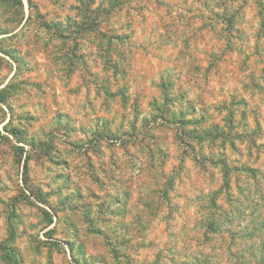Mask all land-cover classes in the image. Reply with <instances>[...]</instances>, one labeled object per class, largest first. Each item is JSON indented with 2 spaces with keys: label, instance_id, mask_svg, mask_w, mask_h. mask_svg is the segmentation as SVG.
<instances>
[{
  "label": "rangeland",
  "instance_id": "374dc122",
  "mask_svg": "<svg viewBox=\"0 0 264 264\" xmlns=\"http://www.w3.org/2000/svg\"><path fill=\"white\" fill-rule=\"evenodd\" d=\"M96 2L28 0L24 13L23 0H0V34L26 14L49 43L61 42L43 78L19 85L9 80L11 63L17 75L34 71L30 53L0 43V264H264V0H256L260 29L251 35L227 8L205 20L195 6L211 11L226 0ZM122 13L132 18L121 23ZM213 19L227 24L223 43ZM201 71L204 99L188 75ZM21 86L47 99L13 96ZM81 94L91 116L73 114ZM149 94L155 110L145 115L139 100ZM36 103L55 111L60 145L15 123L37 121ZM133 103L129 124L120 109ZM77 131L91 132L87 150L70 138ZM130 143L141 154H131L130 167L115 165L125 175L102 179L92 158L128 156ZM157 165L170 170L159 174L162 187Z\"/></svg>",
  "mask_w": 264,
  "mask_h": 264
},
{
  "label": "clouds",
  "instance_id": "9594fccd",
  "mask_svg": "<svg viewBox=\"0 0 264 264\" xmlns=\"http://www.w3.org/2000/svg\"><path fill=\"white\" fill-rule=\"evenodd\" d=\"M37 3H44L45 0H36ZM100 0H97L96 4H94L92 7L95 8L99 5ZM189 3H193V0H189ZM197 8H200L203 12L204 19L206 20L209 15H214V13H221L222 17L225 12V8L228 9L229 14L235 13L236 14V27L237 28H244L245 31L251 35L256 33L260 29L259 25V9L257 7L256 0H226V3H223L221 6H217L216 3L211 4V11L209 9H204L202 4L195 5ZM28 0H23V12L27 13L28 11ZM48 8L41 7V11H48ZM186 19L184 23H187V14ZM132 16L134 17L135 14L133 13ZM176 16V12H173V17ZM78 20L81 19V17H76ZM132 17H126L123 13L120 15L119 19L121 23H125L127 19H131ZM4 21L7 20V15L3 18ZM196 23H199L197 21ZM212 23L216 25L215 31L216 34L221 38V43L224 42L225 39L230 38L229 33L227 31H223V29L227 28V24L223 22V19L217 21L213 19ZM5 27H11L13 30L9 31L7 34H0V43H3L4 45L8 46H14L16 48L21 49L20 55L25 56L26 53H30V55L26 56V59L30 62L31 66L34 68V71L28 72L24 71L21 75H17V66L15 63H11V73L9 74V80H12V77L15 76L16 79L13 81L15 84L19 85V82L24 79H30L33 81H36L38 79L43 78V73L45 68H47L50 65L51 57L56 54V48L57 46L61 45L60 41L53 40L51 43H49V34L46 33L40 26L39 21L36 20L35 16H33V19L31 22L28 21V17L25 14L23 17V21L19 23V26L8 25L7 23L4 24ZM211 30V29H210ZM192 31H195V23L193 24ZM65 44V50H67V47H70V41L64 42ZM260 44H261V53H264V35L260 38ZM47 45V47H46ZM126 47V45H125ZM247 51V49H246ZM4 54L0 52V56H3ZM7 60L8 58L5 57ZM115 59V57H113ZM261 67H264V65H261ZM248 71H251V69H248ZM111 75V73H109ZM193 79V84H199L200 92H201V99H204L206 92L209 90L207 87L204 86L203 79H202V71L201 72H192L188 74ZM154 79L159 82V75H156ZM183 83V81H182ZM260 84L262 87H264V80H260ZM71 87V85H68ZM6 87V84H0V91H3ZM26 88V90H25ZM115 90V88L113 89ZM152 93H154L159 99L162 101V97L159 95L158 92H156L155 89H152ZM13 96H19L22 99L30 100L33 102L46 100V95H40L37 93V91L34 88H27V86H21L20 90L13 93ZM131 95V94H130ZM225 99L227 96L224 97ZM153 99V96L149 94L146 98L144 96L140 97L139 104L142 108L148 109L147 112L144 114L147 115L148 112H152L155 109L148 107V102ZM189 99L193 100L197 104L198 107H201L200 100H197L194 95H189ZM221 97H217V102ZM0 107H4V104L0 102ZM58 107V105L56 106ZM135 107V104H130V106L127 109H120L121 111H127L128 114V121L129 124L132 121L134 114L132 111V108ZM115 108H120L119 103L115 104ZM34 115L37 116V121L32 122L31 124L24 121H17L15 122L20 128H28L30 132L35 133L37 135H40L41 138H46L48 134L54 135L57 137V144L60 145L61 141L65 138L64 133H55L53 132V124L50 123L53 120V117L55 116V111L52 110L49 113L45 114L40 107L38 103L35 104V107L32 109ZM67 110V109H66ZM175 110V109H174ZM5 111H7L5 109ZM18 111H22V109H18ZM98 111H102V109H98ZM88 112L89 115H92V109L88 106L87 101L83 98V94H81V97L76 105V109L73 111L74 115H78L81 118H83V113ZM115 115V110L112 113ZM261 124L264 125V109L261 110ZM4 123H7V120L4 121ZM77 127H79V124H77ZM139 127V132L141 134L148 131L147 129H144L142 126ZM253 127H255V124L253 123ZM154 130V129H153ZM0 132H3V124H0ZM7 135V133H5ZM72 139L79 138L82 142H84L85 150H87L90 145L87 144V141L91 139V132H88L87 134L81 133L77 131L74 135L70 136ZM239 143V142H237ZM260 143L264 144V139L260 140ZM141 145L138 143L133 146L132 143L128 145L129 154L128 156L120 157L117 156L115 158V161H113V158L109 155L105 154L99 159L96 157L92 158V162L96 167V171L100 174L101 178L104 180H110L111 174L115 173L116 176H124L125 171L123 168H121L120 171H116L115 165H124L127 164L129 167L132 163L131 160V154L135 153L137 155H140V149ZM199 145H197V150H199ZM91 155V153H89ZM189 155H194L191 151L189 152ZM143 159H147V157H143ZM48 163V161H46ZM153 163H155L153 161ZM54 167V166H53ZM153 174L157 176V179L159 180V185L163 186V179L160 178L159 174L161 172L168 173L170 170L167 167L161 168L159 165H157L155 168H153ZM188 172V169H185V173ZM107 173V175H106ZM131 175H135V173H131ZM127 183H132L131 180H128ZM133 187L135 185L133 184ZM47 191V189H46ZM205 191H207L205 189Z\"/></svg>",
  "mask_w": 264,
  "mask_h": 264
},
{
  "label": "trees",
  "instance_id": "16d2710c",
  "mask_svg": "<svg viewBox=\"0 0 264 264\" xmlns=\"http://www.w3.org/2000/svg\"><path fill=\"white\" fill-rule=\"evenodd\" d=\"M223 165H225V164H223ZM261 263H264V255H262V257H261ZM240 264H245V263H240Z\"/></svg>",
  "mask_w": 264,
  "mask_h": 264
},
{
  "label": "built area",
  "instance_id": "2783aa9c",
  "mask_svg": "<svg viewBox=\"0 0 264 264\" xmlns=\"http://www.w3.org/2000/svg\"><path fill=\"white\" fill-rule=\"evenodd\" d=\"M41 237H42L43 239H46V237H45V235H44V234H42V235H41Z\"/></svg>",
  "mask_w": 264,
  "mask_h": 264
}]
</instances>
